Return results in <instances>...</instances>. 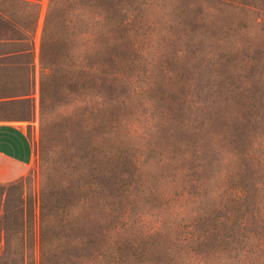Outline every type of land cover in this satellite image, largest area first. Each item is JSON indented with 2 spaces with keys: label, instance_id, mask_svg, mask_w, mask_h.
Masks as SVG:
<instances>
[{
  "label": "rangeland",
  "instance_id": "1",
  "mask_svg": "<svg viewBox=\"0 0 264 264\" xmlns=\"http://www.w3.org/2000/svg\"><path fill=\"white\" fill-rule=\"evenodd\" d=\"M38 1L28 98L35 117L29 122L0 120L9 125L16 156L25 135L32 138L26 173L0 183V215L5 199L19 209L9 251L0 230V256L9 255L1 261L39 264L41 181L57 184L79 177L87 168L85 156L105 146L112 165L130 173L112 178L121 188L124 211L112 215L108 228V242L123 263L142 264L129 262L126 253L140 259L147 250L152 252L143 264H253L251 233L256 229L254 234L264 236V0H108L110 11L128 17L126 26L139 39L120 47L119 79L111 80L117 78V57H110L104 96L91 89L56 91L46 109L42 142L39 55L48 0ZM0 10L13 23L0 16V52L14 53L24 47L20 22L29 7L24 0H0ZM74 49L72 60L57 57L55 64L60 69L70 65L69 77L82 81L86 63L73 57H82L83 49L78 43ZM27 60L0 57V96L12 95L0 97L9 100L0 101V116L30 107L21 95L27 88ZM102 97L121 103L113 107L110 100L109 117L100 123L92 106ZM92 140L95 151H87L86 142ZM20 180L6 196L2 186ZM190 210L196 213L191 215L193 229L185 225L191 222ZM254 212L257 226L252 224ZM156 223L161 229L144 237ZM156 247L160 252L154 257ZM259 259L264 262V248Z\"/></svg>",
  "mask_w": 264,
  "mask_h": 264
},
{
  "label": "trees",
  "instance_id": "2",
  "mask_svg": "<svg viewBox=\"0 0 264 264\" xmlns=\"http://www.w3.org/2000/svg\"><path fill=\"white\" fill-rule=\"evenodd\" d=\"M24 1L29 7V12L20 22L24 34L21 37V42L24 47L14 53L11 51L0 52V57L28 58L27 88L22 91L21 95L26 96V101H29L30 107L25 113L1 115L0 120L29 122L35 117L33 103L28 98H30L29 95L33 86L30 64L33 57V35L37 26L39 1ZM108 5V0H48L42 26L39 55L41 64L38 116L40 142L44 139L43 124L48 119L46 109L49 107V103L55 100L54 94L58 89L65 88L66 93L71 94H76L83 89H91L93 92L97 91L100 96H104L108 90L107 83L110 81V57H117V59L115 58L117 69L114 73L117 78L112 77L111 80L119 79L121 76V52L119 49L125 41L139 38L126 26L129 22L127 21L128 17L110 11V5L109 7ZM0 16L13 26V23L10 22L12 18L9 15L0 10ZM74 43L81 44L83 54L82 57L73 58H80L86 63L83 66L86 79L84 78L82 81L81 79L77 80L75 76L69 77L67 71L71 70L70 65L60 69L55 64L57 57L61 59L68 57L69 60H72L71 57L75 52ZM58 74V78L62 79L61 82L55 79ZM66 75L69 78L67 81L65 80ZM3 94L6 95L0 97L12 96L10 93ZM107 100L102 97L95 106H92L96 110L97 118L100 117V123L104 121L105 116L109 117L110 100H113V103H110V106L113 107L121 103L120 101L116 102L114 98ZM0 101L8 102L9 100L6 98ZM26 137L31 143L32 138L29 133L26 134ZM95 147L94 140L86 142L87 151H95ZM89 156L90 159H88ZM85 158L87 168L79 177L70 178L66 183L57 181V184L46 182V180L41 181L38 193L37 229L39 264H125L123 263L124 257L119 251L112 249L108 242V228L113 219L112 215L118 216L122 209L120 204L121 188L114 185L113 179L120 174L130 173L120 168V165L117 166L116 163L114 166L112 165L113 159L109 147L104 146V149L96 150L95 154L89 153ZM116 160L119 159L116 158ZM123 165L124 163L121 162V166ZM112 167L120 168L123 172L118 171L119 173H116ZM23 180L11 183L6 187L2 186V191H5L6 196L9 195L11 189L18 187L19 182L22 184ZM201 202L197 205L199 208L201 206L205 212L207 206ZM16 207L8 199H5L2 206L0 230L4 234V250L6 251H9L10 248L12 228L19 224L14 219V214L19 210ZM188 208L179 210L185 212ZM194 210L198 212V209ZM123 211L124 209H122L121 214ZM210 212L211 209H209ZM194 214L196 213L193 210H190L189 214L187 213L191 222L185 225L191 229L195 226L193 224L195 220L191 216ZM252 215L254 216L252 224L257 226L258 213L254 212ZM142 219L143 215L140 216L138 222L140 223ZM158 229H161V226L156 223L151 230H145L143 235L149 237V234ZM255 230L251 233L256 245L253 264H264L259 259L261 249L264 248V236L254 234ZM142 252L147 257L152 251L143 250ZM155 252L154 257L160 250L156 247ZM126 254L129 262L135 260L143 264L147 261L145 257L136 259L135 253ZM3 256H6L4 262H7L9 258V255L1 254L0 264H5L1 261Z\"/></svg>",
  "mask_w": 264,
  "mask_h": 264
},
{
  "label": "crops",
  "instance_id": "3",
  "mask_svg": "<svg viewBox=\"0 0 264 264\" xmlns=\"http://www.w3.org/2000/svg\"><path fill=\"white\" fill-rule=\"evenodd\" d=\"M3 129L5 133L2 132ZM12 129L14 132V128ZM24 138L27 139L26 135ZM13 141V137L9 136V125L0 124V183L13 181L24 175L29 168L31 160L29 140L24 141L22 152L17 156L14 154V145L10 143Z\"/></svg>",
  "mask_w": 264,
  "mask_h": 264
}]
</instances>
